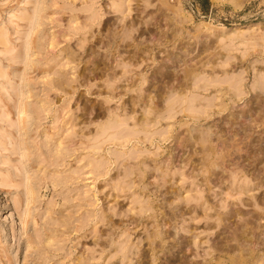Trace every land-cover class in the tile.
Masks as SVG:
<instances>
[{
	"label": "rangeland",
	"instance_id": "1",
	"mask_svg": "<svg viewBox=\"0 0 264 264\" xmlns=\"http://www.w3.org/2000/svg\"><path fill=\"white\" fill-rule=\"evenodd\" d=\"M262 86L264 0H0V264L264 255Z\"/></svg>",
	"mask_w": 264,
	"mask_h": 264
},
{
	"label": "bare ground",
	"instance_id": "2",
	"mask_svg": "<svg viewBox=\"0 0 264 264\" xmlns=\"http://www.w3.org/2000/svg\"><path fill=\"white\" fill-rule=\"evenodd\" d=\"M111 44H113L111 42ZM110 46V44H109ZM112 46V45H111ZM110 46V47H111ZM108 47V46H107ZM235 89V87H232ZM263 90H264V87L262 86ZM233 89V90H234ZM263 106V105H262ZM262 108V107H261ZM30 117H29V113L27 112V110H20L19 113H18V122L21 123V124H25L26 122H30ZM251 224H254V223H251ZM256 224V223H255ZM255 226V225H254ZM258 227V226H257ZM256 228V227H255ZM252 229V228H251ZM244 230L241 231L240 235L238 238H235L234 240H237V244H235V246H230L229 248H231L232 250L235 248V250L237 249L240 253L238 255V259H237V262H235L234 264H264V255H257L254 253V246L251 247V249L248 250V256L244 257L243 254L241 253L242 251H244L245 249V241L247 240V236H244ZM255 235V234H254ZM257 244H260V243H257ZM261 244H264V242H261ZM260 246V245H259ZM255 254V255H254ZM211 260H209L207 262V264H211L210 262ZM191 264H197L196 262H193ZM206 264V263H205ZM213 264H220V260L219 261H215Z\"/></svg>",
	"mask_w": 264,
	"mask_h": 264
}]
</instances>
